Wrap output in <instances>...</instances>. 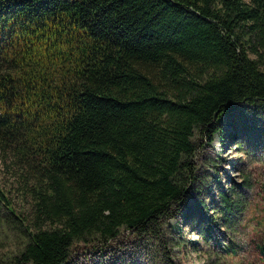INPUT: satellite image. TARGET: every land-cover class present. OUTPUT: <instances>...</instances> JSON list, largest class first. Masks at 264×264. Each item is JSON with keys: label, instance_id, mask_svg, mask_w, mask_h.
Segmentation results:
<instances>
[{"label": "trees", "instance_id": "obj_1", "mask_svg": "<svg viewBox=\"0 0 264 264\" xmlns=\"http://www.w3.org/2000/svg\"><path fill=\"white\" fill-rule=\"evenodd\" d=\"M217 133L264 146V0H0V171L30 209L0 187V263L68 264L83 244L179 264L195 221L208 264H228L253 201L241 169L202 178ZM248 243L264 264L263 215Z\"/></svg>", "mask_w": 264, "mask_h": 264}, {"label": "rangeland", "instance_id": "obj_2", "mask_svg": "<svg viewBox=\"0 0 264 264\" xmlns=\"http://www.w3.org/2000/svg\"><path fill=\"white\" fill-rule=\"evenodd\" d=\"M229 129L225 128L224 131L227 133ZM213 141L209 145H204L198 153L197 163L200 165L202 178H206V173L211 177H216L219 175L221 186L227 188L230 184L239 183L242 180V174L240 169L248 175V181L250 187L245 189V194L249 195L253 201L251 209L244 214L243 225L239 228L236 233L237 242L241 246L237 256H233L227 262L228 264H259L256 262L254 257L256 256L255 251L248 243V237L250 235L251 225L257 222L259 216H264V209L260 207H254V202H260V205L264 204V200L261 199L256 191L260 190L259 187L264 183V170L262 166L264 163L256 154H264V146H250L248 149H240L238 145V140H226L223 138L221 133H217L213 136ZM222 140V141H221ZM202 142L199 140V144ZM246 152L248 154H246ZM255 156V157H254ZM212 164L217 165L216 170L211 167ZM209 165V166H208ZM217 172V173H216ZM0 187L5 191V193L10 198L14 208L17 212L23 213L25 215L29 214V203L27 199L20 195L17 190L16 178L12 175L10 171L2 170L0 171ZM220 187V186H219ZM216 184L211 183L207 190H205L206 200L212 197L211 194H215ZM208 196V197H207ZM253 196V198H252ZM195 221H188L181 225V229L184 230L187 239L198 240L199 248L197 251L193 250L189 245L181 246V248L176 249L175 259L178 260L179 264H208L207 255L205 254V240H203L196 232ZM11 235V234H10ZM13 236V235H11ZM7 244V248L12 251L14 248V243ZM85 245L79 244L78 247L73 251L68 264H115L111 260L115 257H109L102 263L98 258L96 251L85 250ZM179 250V251H178ZM1 258H3L2 253H7L6 250L1 249ZM118 256H122V252H117ZM116 260V259H115ZM117 261H120L119 259ZM133 264H142L141 261L131 260ZM4 264V262L0 263Z\"/></svg>", "mask_w": 264, "mask_h": 264}]
</instances>
